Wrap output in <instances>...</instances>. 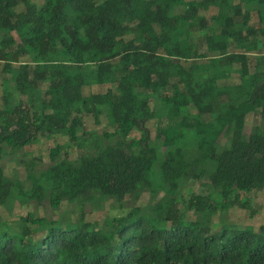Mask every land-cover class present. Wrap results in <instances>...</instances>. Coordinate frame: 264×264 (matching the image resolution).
Instances as JSON below:
<instances>
[{
  "label": "trees",
  "instance_id": "obj_1",
  "mask_svg": "<svg viewBox=\"0 0 264 264\" xmlns=\"http://www.w3.org/2000/svg\"><path fill=\"white\" fill-rule=\"evenodd\" d=\"M212 6L217 12L208 16ZM263 46L264 0H0V60L9 75L0 106V205L45 200L60 211L69 202L80 215L30 211L18 224L0 216V264H264V224L258 231L211 225L214 215L248 206L244 193L264 189V124L244 133L248 113L264 117V55L250 66ZM228 72L239 81L230 84ZM206 82L217 85L215 94L202 96ZM93 85L108 88L85 95ZM140 90L147 95L138 97ZM195 101L202 112L177 114ZM85 114L98 124L107 118L101 136L85 130ZM154 118L168 124L151 138ZM135 129L140 137H130ZM56 134L80 151L75 160L58 144L47 168L24 163L29 189L5 174L6 155ZM222 134L229 145L219 143ZM206 177V192L182 193L184 182ZM161 189L166 194L148 207L123 205ZM90 196L97 209L114 197L121 211L89 221Z\"/></svg>",
  "mask_w": 264,
  "mask_h": 264
},
{
  "label": "rangeland",
  "instance_id": "obj_2",
  "mask_svg": "<svg viewBox=\"0 0 264 264\" xmlns=\"http://www.w3.org/2000/svg\"><path fill=\"white\" fill-rule=\"evenodd\" d=\"M37 3H42L43 0H35ZM217 12V8L215 6H212L209 11H207V15L210 16L211 14H214ZM211 21V20H210ZM252 22L254 24L257 23L256 16H254ZM211 23V22H209ZM195 38L199 36V34L194 33ZM193 38V42L196 41V39ZM192 41V40H190ZM188 42H184V53L186 57L192 58L193 55H190L188 53L187 45ZM236 47H231V50L234 51ZM217 54V52H210V54ZM250 66L253 70L256 63V55H264V46L260 51H257L255 53L250 54ZM27 61L28 58L22 59V61ZM197 61H201L199 59H196ZM207 60V59H206ZM205 61V60H204ZM3 67V61L0 60V106H3V97H2V80L4 76H9L8 74H5L2 72ZM226 77L228 78V81L230 84L237 83L239 81V77L236 74V72H228L226 73ZM45 83H40L41 88H45ZM201 94L202 96L205 95H213L217 92V85L215 83H209L206 82L202 84L201 86ZM108 88V85H93L88 86L83 89V92L85 95L89 96L93 93L97 92H104ZM147 94H145L142 90L138 93V97H144ZM22 101L25 103L28 102V106L30 105L29 100L24 95L18 96ZM202 112V106L199 103V101H195L194 104L188 108L186 107H178L176 108L177 114H185L188 112L195 113V112ZM168 124V120L166 118H154L150 120L147 123L148 130L150 131L151 138H155L157 134V128L159 126H165ZM264 124V117L262 116L261 110H256L254 112H250L247 115L246 122H245V131L244 133L246 135H249L252 131L255 130V128L259 126H263ZM84 127L87 131H94L97 132L100 136L102 135L103 131L107 129V118L103 115L101 116V123L98 124L95 122L94 117L91 114H85L84 115ZM141 132L139 130H134L131 133L130 137H140ZM219 143L222 146L229 145L231 142V136L230 135H224L222 134L219 139ZM58 144L62 145H68L67 149L69 152V157L73 160H75L80 151L77 149L76 146H74L70 142L69 136L66 135H54L52 137H45L42 135H38V139L31 145H28L22 149H19L16 153L8 154L6 155L3 160L2 164L5 168V174L10 177L13 181H21L25 188L29 189V186L31 184V181L27 179V169L24 165V163H28L32 159H35L37 162H41L42 168H47L50 163V157L49 153L51 148L55 147ZM166 147H161L160 150L162 153L166 151ZM208 168L212 169V165L208 163ZM153 172H157V167H153ZM204 184V185H203ZM209 180L208 178H203L201 181H190V182H184L183 187L181 188V191L184 195L188 193V191L191 190V188L195 192H206L208 189ZM166 191L159 190L157 196H152L149 191H144L140 198L137 201H133L130 199V197H125L123 201V205L125 207H129L131 205L134 206H140L142 208L148 207V205L155 203L158 198L165 195ZM244 196H247L249 199L248 206H242L238 205L235 207H232L229 212L223 216H220V214H216L212 218V228L218 229L222 222L227 224H233L238 226V228H244V227H251L254 230L258 231L260 226L264 224V189L263 190H254L250 193H244ZM215 200H219V197L216 196ZM95 200L94 197H89L86 201V210L87 215L86 218L89 221L92 222H103L104 219L108 215H113L114 213L120 212L121 210L117 206V202L114 197H110V199L106 202H104L102 209H97L95 207ZM37 201H30L29 204H22L19 199L15 198L12 202L7 203L6 205H0V216L1 218L5 220H13L17 224L22 223L20 221V216L26 215L28 212L32 211L40 216H47L50 218H58L61 213H64V215H67L70 217L72 221L79 218L78 214L75 209V204H70L69 202H64L61 210H54L52 209L48 202L44 200L42 204H37ZM140 210V208H137ZM139 210H137L139 212ZM61 212V213H60ZM78 216V217H77ZM195 214L192 212H189V217H194ZM223 220V221H222Z\"/></svg>",
  "mask_w": 264,
  "mask_h": 264
}]
</instances>
